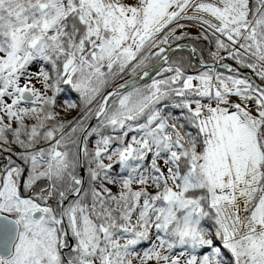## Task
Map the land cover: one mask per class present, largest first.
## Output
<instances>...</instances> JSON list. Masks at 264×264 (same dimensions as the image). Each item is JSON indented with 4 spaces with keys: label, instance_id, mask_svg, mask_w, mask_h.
Wrapping results in <instances>:
<instances>
[{
    "label": "snow or ice",
    "instance_id": "6c2138e0",
    "mask_svg": "<svg viewBox=\"0 0 264 264\" xmlns=\"http://www.w3.org/2000/svg\"><path fill=\"white\" fill-rule=\"evenodd\" d=\"M0 264H264V0H0Z\"/></svg>",
    "mask_w": 264,
    "mask_h": 264
}]
</instances>
